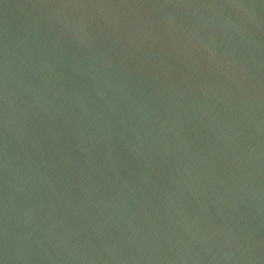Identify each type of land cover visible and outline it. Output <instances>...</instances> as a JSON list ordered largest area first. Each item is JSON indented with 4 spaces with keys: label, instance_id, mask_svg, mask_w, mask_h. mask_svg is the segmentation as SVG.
Returning a JSON list of instances; mask_svg holds the SVG:
<instances>
[{
    "label": "water",
    "instance_id": "obj_1",
    "mask_svg": "<svg viewBox=\"0 0 264 264\" xmlns=\"http://www.w3.org/2000/svg\"><path fill=\"white\" fill-rule=\"evenodd\" d=\"M0 264H264V0H0Z\"/></svg>",
    "mask_w": 264,
    "mask_h": 264
}]
</instances>
